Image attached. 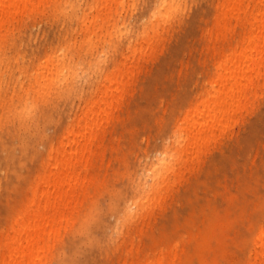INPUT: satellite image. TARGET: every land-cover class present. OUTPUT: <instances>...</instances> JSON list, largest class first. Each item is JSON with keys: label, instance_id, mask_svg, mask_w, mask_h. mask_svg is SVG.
<instances>
[{"label": "rangeland", "instance_id": "1", "mask_svg": "<svg viewBox=\"0 0 264 264\" xmlns=\"http://www.w3.org/2000/svg\"><path fill=\"white\" fill-rule=\"evenodd\" d=\"M223 2L42 0L0 31V238L50 148L108 89L71 209L35 264H264V69L213 134H177L249 29L243 13L220 21ZM62 60L68 81L36 85Z\"/></svg>", "mask_w": 264, "mask_h": 264}, {"label": "bare ground", "instance_id": "2", "mask_svg": "<svg viewBox=\"0 0 264 264\" xmlns=\"http://www.w3.org/2000/svg\"><path fill=\"white\" fill-rule=\"evenodd\" d=\"M42 0H0V31L31 6ZM220 21L240 19L249 29L244 37L217 65V76L212 80L205 98L200 100L187 114V119L178 127L181 140L201 142L221 125L229 116L239 111L264 69V9L253 12L249 0H224ZM264 6V0L260 1ZM44 77L36 74V85H52L56 81H68L72 70L64 60L47 64ZM112 93L105 89L92 102L78 120L77 131L72 128L66 136L49 150L45 171L30 187L31 196L16 213L9 227L0 238V264H35L44 256L51 237L57 231L62 217L71 209L77 193L80 177L77 168L90 160L92 146L97 139L99 123L111 105ZM170 154L163 152L152 164L153 183L158 187L166 175ZM126 211L130 212L127 204ZM161 260H158L161 263ZM143 264H151L146 260Z\"/></svg>", "mask_w": 264, "mask_h": 264}]
</instances>
